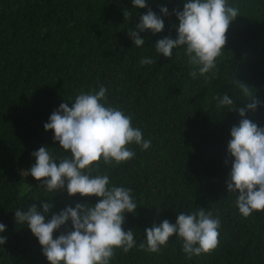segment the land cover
I'll use <instances>...</instances> for the list:
<instances>
[{"label":"trees","instance_id":"obj_1","mask_svg":"<svg viewBox=\"0 0 264 264\" xmlns=\"http://www.w3.org/2000/svg\"><path fill=\"white\" fill-rule=\"evenodd\" d=\"M228 3L239 9V17L226 32L216 78L205 81L190 76L195 67L182 50L173 49L171 58L154 52L157 40L175 39L173 9L182 10L183 0H147L157 15L161 6L169 14L162 16L161 33L140 34L146 40L141 48L133 46L128 29L147 9H132L130 0H0V223L6 225L0 264H48L27 227L15 223L16 210L33 203L39 210L52 199L50 218L65 206L96 203V197L46 192L22 172L41 146L63 157L43 124L61 103L71 107L81 90H98L100 84L107 88L106 104L131 115L132 125L151 140L147 150L132 145L131 160L100 163L110 184L131 188L139 206L123 224L125 231L134 230L137 246L128 253L115 250L111 264H264V212L241 216L225 186L229 132L240 117L217 110L213 100L228 93L241 107L232 79L244 83L261 101L246 118L264 127V0ZM127 10L131 15L124 17ZM144 56L156 62L141 66ZM197 206L220 217L213 251L188 260L175 235L157 253L139 248L145 228L165 219L175 223L180 211Z\"/></svg>","mask_w":264,"mask_h":264},{"label":"clouds","instance_id":"obj_2","mask_svg":"<svg viewBox=\"0 0 264 264\" xmlns=\"http://www.w3.org/2000/svg\"><path fill=\"white\" fill-rule=\"evenodd\" d=\"M132 9H147L139 16V22L128 29V36L136 48L145 47L141 33H161L163 17L168 8L161 6L160 15L147 7V0H130ZM178 20L175 39L163 37L156 41L157 57L171 58L173 49L182 50L188 63L195 67L190 76L215 79L218 73L217 58L226 44L229 25L239 17V9L228 0H183L182 10L173 9ZM124 17L131 10L123 12ZM151 56L141 57V66L152 65ZM242 97L241 107L228 94L213 97L217 110L230 109L238 113V125L231 127L224 163L231 160L225 186L235 197L238 213L247 218L264 212V127L246 118L247 112H255L261 101L244 83L232 79ZM107 88L81 90L69 103H61L43 124L45 132H52V140L58 143L64 155L57 158L52 148L39 147L31 153L34 163L23 170L25 176L39 181V188L46 192H65L69 198L96 197L95 204L65 206L58 213L48 214L54 207L51 200L35 203L27 210L14 213L17 225L27 227L41 249L48 264H111L115 250L128 253L137 246L134 230H124L126 215H136L139 207L129 187L110 184L109 175L101 172L100 163L109 165L131 160L135 156L132 145L147 150L150 139H144L141 128L132 125L131 115L119 107L106 104ZM70 222L71 229L61 231ZM220 217L212 211L197 206L194 211H180L175 223L167 219L158 225L144 229L141 250L157 253L173 235L180 241L181 252L191 260L207 254L218 246ZM6 225L0 223V234ZM59 233L53 238V233ZM6 237L0 235V247Z\"/></svg>","mask_w":264,"mask_h":264}]
</instances>
